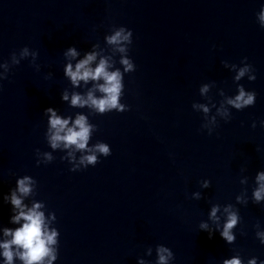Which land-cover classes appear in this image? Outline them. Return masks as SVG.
<instances>
[{"label":"water","instance_id":"1","mask_svg":"<svg viewBox=\"0 0 264 264\" xmlns=\"http://www.w3.org/2000/svg\"><path fill=\"white\" fill-rule=\"evenodd\" d=\"M264 0H0V60L28 45L38 51L36 71L24 59L0 82V226L8 224L9 205L2 194L16 176L37 180L31 200H43L53 210L59 229L54 264H137L148 246L174 253V264H219L239 250L245 260L264 259L252 227L264 226V204L235 201L247 189L251 195L257 169H264V28L255 17ZM132 29L129 55L136 69L124 76L122 101L127 111L90 115L89 145L102 140L108 156L93 166L70 171L66 149H50L44 137L43 109L61 113L88 112L69 108L60 92L70 87L62 74L65 47L86 50L103 41L110 25ZM247 57L256 78L238 83L256 92L255 103L231 109V119L212 134L201 129V110L193 101H216L236 91L233 73L222 60L239 65ZM51 71L52 77L45 79ZM214 81L201 95L199 85ZM223 90V96L219 90ZM212 112L215 109L211 110ZM256 120V127L251 122ZM55 157L36 164L34 149ZM77 157L80 155L76 153ZM241 167L245 169L241 172ZM14 173V174H13ZM241 175L248 183L241 185ZM207 178L208 188L199 181ZM201 191L200 199L191 192ZM211 203H233L241 221L233 244L198 228ZM241 232L244 234L242 235Z\"/></svg>","mask_w":264,"mask_h":264},{"label":"clouds","instance_id":"2","mask_svg":"<svg viewBox=\"0 0 264 264\" xmlns=\"http://www.w3.org/2000/svg\"><path fill=\"white\" fill-rule=\"evenodd\" d=\"M256 21L260 28H264V3L255 12ZM103 41L109 46L106 50L98 42L92 43L86 50L79 49L75 44L68 45L62 51L63 66L62 74L70 87H65L60 92V100L66 102L69 108L84 109L89 111H76L74 114L61 113L56 107L47 106L43 109L46 118L44 137L50 149H66L67 152L60 157L67 158L69 170L75 171L95 165L99 156H108L111 153L110 145L102 140H97L89 145L93 129L97 124L90 122V115L104 114L115 110L116 112L127 111L131 106L122 101L124 96V76L133 72L136 65L129 55L130 46L133 42V32L125 25H110ZM38 51L24 45L19 50L10 52L7 59L0 60V82L8 77L12 66L20 64L24 59L34 70H40L37 63ZM247 57H242L239 65L235 62L222 60L223 67L233 73L232 80L236 91L224 96L216 107V101L210 95L214 81L204 82L199 85L198 91L205 95V102L193 101V110H201L203 120L201 129H206L212 134L218 123V117L224 121L231 119V109L241 110L255 103L256 92L246 89L238 83L247 77L249 81L256 78L255 69L251 63L245 62ZM51 71L45 73L44 78H51ZM223 96V90H219ZM215 109L214 112L211 110ZM256 120L251 122V127H256ZM264 127V119L259 120ZM80 155L77 157L76 153ZM36 164H47L54 160L53 153L48 150L34 149ZM245 169L241 167V172ZM14 174V173H13ZM241 185L248 183V176L241 175ZM200 188H208L210 181L204 178L199 181ZM37 188V180L29 175L16 176L14 186L2 194V200L8 204L10 215L8 224L0 226V264H54L58 259L59 229L55 226L57 219L53 210L45 213L43 200L28 198L33 195ZM193 199L202 197L201 191L191 192ZM249 199L254 204H264V169H257L253 177L251 195L247 189H242L235 195V201L239 204H247ZM241 216L238 208L233 203H211L207 211V219L198 223L200 230L206 231L211 237L218 233L226 244H233L236 239L234 229L240 223ZM254 235L260 244H264V226L260 221L252 225ZM243 235L244 233L241 232ZM154 260L145 259L151 256L153 247L148 246L143 256H137V264H174L172 249L163 244L155 245ZM219 264H264V259L250 256L246 260L242 258L239 250L233 249V254L221 258Z\"/></svg>","mask_w":264,"mask_h":264}]
</instances>
